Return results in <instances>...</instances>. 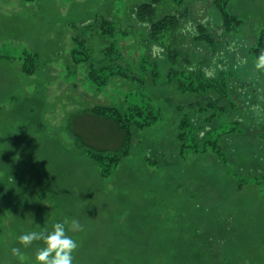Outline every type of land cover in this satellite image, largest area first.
<instances>
[{
    "label": "rangeland",
    "instance_id": "rangeland-1",
    "mask_svg": "<svg viewBox=\"0 0 264 264\" xmlns=\"http://www.w3.org/2000/svg\"><path fill=\"white\" fill-rule=\"evenodd\" d=\"M150 1L0 0L4 254L14 234L50 232L64 223L79 245L73 264L93 260L91 251H98L92 264L132 263L129 256L138 241L153 242L159 251L149 264H180L175 256L185 247L203 246L199 233L224 235L218 260L207 258L211 249L206 250L209 264L225 263L232 251L237 256L229 264H264V68H257L261 54L253 50L264 42V0H225L223 11L239 21L232 32L222 30L211 2L158 0L156 20L176 14L188 19L183 26L189 25L153 36L143 24L147 16L143 21L135 16ZM201 24L213 32L216 46L205 42L207 31H188ZM225 42L239 54L227 51ZM84 58L92 68L87 61L76 62ZM108 58L120 63L127 76L99 85L90 71L105 73ZM24 65L33 74L25 73ZM198 70L211 71L214 79ZM227 82L234 87L231 94L256 91L258 99L254 92L246 95L261 111H249L243 99L238 108L230 104L229 120L222 121ZM208 98L218 106H209ZM98 105L156 114L150 125L131 128L127 152L107 177L68 131L74 115ZM186 116L197 117L196 126H202L196 135ZM212 117V131L202 135ZM235 121L241 124H229ZM95 127L98 140L108 136ZM6 154L7 165L1 159ZM17 191L22 204L15 207L9 201ZM73 220L81 226L77 231L71 230ZM18 260L35 264L27 253Z\"/></svg>",
    "mask_w": 264,
    "mask_h": 264
},
{
    "label": "trees",
    "instance_id": "trees-1",
    "mask_svg": "<svg viewBox=\"0 0 264 264\" xmlns=\"http://www.w3.org/2000/svg\"><path fill=\"white\" fill-rule=\"evenodd\" d=\"M156 2H158V0H151L150 2H146V3L141 4L138 7V10L135 14L136 18L139 20H142V21L145 20L144 16H147L146 20L148 21V23H143V24H145V26L148 28V32L150 33L151 36H153L159 32H162V30L166 29L167 27H173V28L175 26L179 27L181 24L183 26V23L185 21L188 22V19L183 21V19L185 17H182L181 15H176V14H173V16L164 17L162 19L156 20L154 17L155 8H156L155 4H157ZM204 2H206L208 4L211 2L212 6L217 10L218 14H220L222 30L226 31V32H232L233 26L235 25V23H238L239 21L237 20V17H235L234 15L232 16L229 13H226L223 11V7H225L227 4L226 1L225 0H211V1L205 0ZM185 25H189V24H185ZM185 25L183 26V28H186ZM192 27H194V28L192 30L191 29L188 30L189 32L192 31V32L197 33L198 30L207 31V33L204 35L205 42L212 43V46H216V44H217L216 39L214 40L210 35V33H213V32L210 31V29H209L210 33H208L209 27L206 24H201V25H198L197 27L196 26H192ZM184 32H187V30H184ZM262 39L264 41V35L262 36ZM223 45L227 51L229 50L232 53H237V51H231V50H233V47H230V43L225 42ZM258 46H259L258 48L253 49V50L255 51L254 54L260 55V54L264 53V42H262ZM76 54H77V52H76ZM237 54H239V53H237ZM83 61L88 62V60L86 58L78 59V61H76V62L81 63ZM92 64L93 63H91V64L89 63L91 68L93 67ZM120 65L121 64L114 61V59L112 60V59L108 58V68L106 69L105 73L99 74L95 70H91L90 76L94 80H96L99 85L106 84L109 81L110 77L112 78V77L118 76V75L127 76V75H125V73L121 67L122 65L121 66ZM116 68H118L119 70H116ZM23 69L25 70L24 71L25 73L33 74V71L31 70L32 68L28 69V67L24 65ZM216 70L220 73L226 74V71H222V70H220V68H218ZM224 70H226V69H224ZM198 71L201 72L202 74H206L210 78L214 79L213 77L215 74L211 73V71L210 72L208 71L206 73L203 70H198ZM125 72H126V70H125ZM212 72H214V71H212ZM222 84L225 85V83H222ZM230 89L233 90L234 87L232 86L231 82L229 83V85L227 82L225 91L223 93V97L227 101L223 100V102L221 104V109L223 111V116L221 117L222 121L223 120H227V121L229 120L228 119L229 113H232V110L231 111L229 110L230 104L232 105V107L238 108L239 103H242L243 99H244L245 105L247 106V109H249V111H251L255 114L258 113V111H261V109L257 108L256 105H251V103L253 102V100H252L253 98H251L250 95H246L249 92H254V94H256V96H257L256 91H246L244 88L242 90L243 95H240L236 91V88H235L236 93H232V94L229 93ZM191 92H194V91H192V89H191ZM257 99H258V96H257ZM207 100H210L209 106H213V107L218 106L217 103L213 102L215 100L209 99V98ZM205 108H207V107H205ZM228 111H229V113H228ZM155 115L156 114H154L150 110L145 111V108H140V107H132L131 109H129L126 112H121L114 107H110V106H106V105H98V106L93 107L92 109L85 110L78 115H74L68 124V131H69L76 147L79 150H81L82 153L84 152L85 154H87V156L93 162L100 165L102 167V171H101L102 176L107 177L110 175V171H111L112 166H115L120 161L122 155H124L127 152L128 143H129L130 137H131V128L140 129V128H144V127L150 125L151 124L150 122L155 119V117H156ZM190 118L187 117V119H186L188 122V126H190L193 129V135H194V129H195V135H196V129L199 130L200 127H202V126H196L197 121L195 119H197V117H195V119L191 118L192 120ZM76 120H80L81 123L76 122ZM214 120L215 119H213V117H212V119L211 118L206 119V121L209 122V124L212 121L213 122H212V124L208 125V127L205 125L204 133L202 135H205V134L209 133L210 131H212V129H213L212 125L215 124ZM221 120H220L219 124H221ZM234 123L238 124V125L241 124L240 121H235L233 123L230 122L229 124H234ZM217 125H218V123H217ZM255 125H257V124H255ZM95 126H101L100 129L106 130V132L108 133V136L104 137V139L98 140L99 135L97 136V134L94 132L97 129ZM197 134H200V133H197ZM230 136H232V135H230ZM235 136H232V137H235ZM232 137L227 136V137H225L226 138L225 140L228 139L231 141ZM197 138L200 139V137H198V136H197ZM194 141H198V140L194 139ZM199 142H201V141H199ZM202 143H204V146L207 144L206 141L202 142ZM214 143H216V142H214ZM215 149H216V153H218L219 152L218 147L215 146ZM220 152H222V149L220 150ZM2 157H3L5 162L10 160V156H7V154L1 155V159H2ZM5 164L7 165L8 162ZM9 173H10V171H9ZM15 174H16V172H15ZM15 174L12 173L11 175H15ZM6 175H7V173H6ZM15 186H16V189L19 190L20 186H18V185H15ZM18 194H19V192L17 191L16 195L14 197L16 202H15V200L9 201V203L12 204L13 206L15 205V207L17 205L21 206V204H22V201H20V199L17 197ZM32 203L33 202H31V204ZM25 204H27V203H25ZM28 205H26V207ZM29 206L32 207V205H29ZM28 210H29V208H28ZM3 211H4V208L0 205V224H1V217H2ZM20 212H25V211L21 210ZM10 229L13 230V222L10 224ZM18 233L19 234H17V233L14 234V242L12 243L10 248L7 250V252H5L6 254H4L2 249L0 248V264H20V261L18 260L19 254L13 255V253H12L13 248H19L20 254L21 253H27L32 259H35V255H36L38 249L43 246L42 241H36V242H33L30 246L24 247L23 245H21L19 243V237L23 234L28 233V232H27V230H25V231H20ZM201 234L202 233H199L197 236V240L200 238L198 240V243H201L200 240L204 239V244H203V246H201V249L199 248V245H197L198 248L196 246H191L188 248L185 247L184 251L179 253V255H180L179 257H178V255L175 256V259H178L179 262L180 261L182 262L180 264H209L208 262H206V260H207L206 256L207 255L205 254L206 250H208L209 248L211 249V252L207 258L214 257L213 255H215V258L218 260V258L216 257V255H217L216 249L221 244L220 240L224 239V235L221 234L217 237V236H212V235L211 236H208V235L204 236ZM135 245H136L137 251H136V248L134 246L135 249L131 252V256H129L130 257L129 259H131L134 262L129 263V264H149L150 259L155 257V256H151V255L154 253H159V251L157 252L156 249L154 248L153 242H151L149 244V242H146V241H144V242L138 241V243H135ZM212 250H214V252ZM97 252L98 251H91L90 254L94 259L89 261V258H87V260L85 262L81 259L82 260L81 264H92L93 262H95V258L98 257ZM202 252H204V254ZM85 253H88V252L85 251L84 254ZM104 253L105 252H101V257L104 256ZM80 254H83V252L80 251ZM173 254H174V252H172V256H173ZM76 255H77V253H76ZM235 255L237 256L236 251L230 252L229 256L227 255L225 257V263H224V259H223V262L221 261L220 264H229V260L232 259V257ZM117 259H119V257ZM170 261L175 262L174 259L170 260ZM124 262H126V260H118V261H116V263L102 262V264H124ZM137 262H139V263H137Z\"/></svg>",
    "mask_w": 264,
    "mask_h": 264
},
{
    "label": "clouds",
    "instance_id": "clouds-1",
    "mask_svg": "<svg viewBox=\"0 0 264 264\" xmlns=\"http://www.w3.org/2000/svg\"><path fill=\"white\" fill-rule=\"evenodd\" d=\"M257 68H264V54H261ZM80 228L78 221L71 222L72 231H77ZM36 241H42L43 246L38 249L35 255V264H73V253L79 245L67 235L64 223H56L50 232L46 230L32 231L19 237V243L24 247H28ZM12 253L18 255L20 249L13 248Z\"/></svg>",
    "mask_w": 264,
    "mask_h": 264
}]
</instances>
